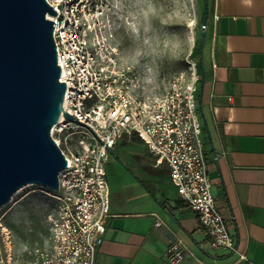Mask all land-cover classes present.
<instances>
[{"label":"built area","instance_id":"obj_1","mask_svg":"<svg viewBox=\"0 0 264 264\" xmlns=\"http://www.w3.org/2000/svg\"><path fill=\"white\" fill-rule=\"evenodd\" d=\"M47 1L58 12L51 18L60 80L69 78L63 108L74 119L62 114L52 127L67 166L59 173L58 189L39 184L54 206L48 241L35 264H95L110 217L105 162L124 137L140 138L155 163L168 166L181 197L206 229L209 246L236 251L235 235L211 190L197 62L188 57V67L171 78L167 90L150 96L135 68L121 63L118 48L109 42L111 0ZM0 233V262L5 264L12 256V234L2 223ZM165 256L171 264L196 257L182 239H174Z\"/></svg>","mask_w":264,"mask_h":264},{"label":"crops","instance_id":"obj_2","mask_svg":"<svg viewBox=\"0 0 264 264\" xmlns=\"http://www.w3.org/2000/svg\"><path fill=\"white\" fill-rule=\"evenodd\" d=\"M208 6L209 55L197 95L201 138L211 190L237 250L209 246L168 166L149 153L143 175L134 172L116 192L109 186L110 217L95 264H171L165 253L174 239L196 256L179 264H264V0Z\"/></svg>","mask_w":264,"mask_h":264},{"label":"rangeland","instance_id":"obj_3","mask_svg":"<svg viewBox=\"0 0 264 264\" xmlns=\"http://www.w3.org/2000/svg\"><path fill=\"white\" fill-rule=\"evenodd\" d=\"M111 2L109 42L118 48L120 62L135 68L148 95H162L171 78L188 67V57L197 62L202 73V62L209 55L208 19L204 23L205 0ZM204 30L206 40L202 46ZM148 154L146 144L138 137L119 140L105 162L112 192H116L119 185L125 186L134 180V172L144 174L146 169H139V166ZM141 182L151 184L146 179ZM39 188L41 186L35 183L19 193L17 190V194L0 207V223L7 226L12 234V256L5 264H35L36 253L48 241V215L54 200Z\"/></svg>","mask_w":264,"mask_h":264},{"label":"water","instance_id":"obj_4","mask_svg":"<svg viewBox=\"0 0 264 264\" xmlns=\"http://www.w3.org/2000/svg\"><path fill=\"white\" fill-rule=\"evenodd\" d=\"M52 15L47 0H0V207L29 183L58 189L67 166L51 134L62 114L74 119L63 108L69 78L60 80Z\"/></svg>","mask_w":264,"mask_h":264},{"label":"bare ground","instance_id":"obj_5","mask_svg":"<svg viewBox=\"0 0 264 264\" xmlns=\"http://www.w3.org/2000/svg\"><path fill=\"white\" fill-rule=\"evenodd\" d=\"M35 183H29V184H26V185H24L23 187H21V189H19V191L17 192V193H19V192H21L23 189H25L26 187H28V186H32V185H34ZM16 193V194H17ZM13 200V199H12Z\"/></svg>","mask_w":264,"mask_h":264}]
</instances>
